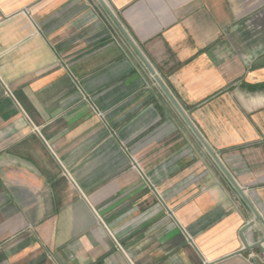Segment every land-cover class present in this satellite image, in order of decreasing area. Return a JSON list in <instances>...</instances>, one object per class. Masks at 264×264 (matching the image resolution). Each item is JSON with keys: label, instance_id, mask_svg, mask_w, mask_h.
I'll return each mask as SVG.
<instances>
[{"label": "crops", "instance_id": "crops-1", "mask_svg": "<svg viewBox=\"0 0 264 264\" xmlns=\"http://www.w3.org/2000/svg\"><path fill=\"white\" fill-rule=\"evenodd\" d=\"M104 2L0 0V264H264V0Z\"/></svg>", "mask_w": 264, "mask_h": 264}, {"label": "water", "instance_id": "water-1", "mask_svg": "<svg viewBox=\"0 0 264 264\" xmlns=\"http://www.w3.org/2000/svg\"><path fill=\"white\" fill-rule=\"evenodd\" d=\"M99 2L103 5V7L108 11V13L114 17V14L110 11V9L108 8V6L106 5V3L104 2V0H99ZM123 35L126 37V39L133 45V47L136 49V51L139 53V55L141 56L143 62L145 63V65L147 66V68L149 69L150 73L152 74V76L154 77L155 81L158 83V85L161 87V89L164 91V93L167 95V97L169 98V100L172 102V104L174 105V107L177 109V111L180 113V115L183 117V119L186 121V123L188 124V126L190 127V129L193 131V133L196 135V137L200 140V142L202 143V145L204 146V148L206 149V151L208 152V154L212 157V159L214 160V162L218 165V167L221 169V171L224 173V175L227 177V179L230 181V183L234 186V188L240 193V195L243 197V199L245 200V202L251 207V209H253L252 205L250 204L249 200L247 199V197L245 196L242 188L235 182V180L232 178V176L230 175V173L227 171V169L225 168V166L223 165V163L221 162V160L218 158L217 154L215 153V151L208 145V143L205 141V139L202 137V135L200 134V132L196 129V127L194 126V124L191 122V120L189 119L188 115L186 114V112L183 110V108L180 106V104L175 100V98L172 96L171 92L168 90V88L165 86V84L163 83V81L161 80V78L159 77V75L156 73V71L152 68V66L148 63V61L145 59V57L142 55V53L140 52V50L138 49V47L136 46V44L132 41V39L129 37V35L126 33V31L123 29V27L118 23ZM253 212L255 213L256 217H258V214L256 213V211L253 209ZM251 226V222L246 223L242 229H241V234L243 235V232L249 228ZM245 247L250 250L251 246L245 245Z\"/></svg>", "mask_w": 264, "mask_h": 264}, {"label": "built area", "instance_id": "built-area-1", "mask_svg": "<svg viewBox=\"0 0 264 264\" xmlns=\"http://www.w3.org/2000/svg\"><path fill=\"white\" fill-rule=\"evenodd\" d=\"M260 255H261L262 258H264V251H262ZM249 257H250L251 259L254 258V255H253L252 252L249 253Z\"/></svg>", "mask_w": 264, "mask_h": 264}]
</instances>
